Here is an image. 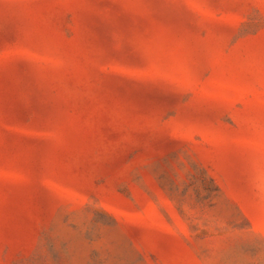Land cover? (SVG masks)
Returning <instances> with one entry per match:
<instances>
[{"label":"rangeland","instance_id":"rangeland-1","mask_svg":"<svg viewBox=\"0 0 264 264\" xmlns=\"http://www.w3.org/2000/svg\"><path fill=\"white\" fill-rule=\"evenodd\" d=\"M0 264H264V0H0Z\"/></svg>","mask_w":264,"mask_h":264}]
</instances>
